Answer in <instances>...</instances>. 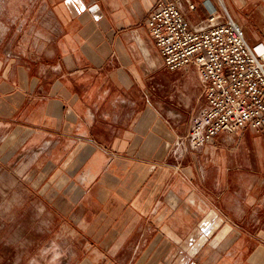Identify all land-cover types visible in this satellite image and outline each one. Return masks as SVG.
I'll use <instances>...</instances> for the list:
<instances>
[{"label":"crops","instance_id":"obj_1","mask_svg":"<svg viewBox=\"0 0 264 264\" xmlns=\"http://www.w3.org/2000/svg\"><path fill=\"white\" fill-rule=\"evenodd\" d=\"M159 1L0 0V153L22 159L70 261L264 264V131L174 156L191 120L160 99V70L203 97L193 68L163 65L148 26ZM165 1L194 30L208 18L205 0ZM224 3L264 46V0Z\"/></svg>","mask_w":264,"mask_h":264},{"label":"built area","instance_id":"obj_2","mask_svg":"<svg viewBox=\"0 0 264 264\" xmlns=\"http://www.w3.org/2000/svg\"><path fill=\"white\" fill-rule=\"evenodd\" d=\"M215 2H203L208 18L196 30L176 3L165 0L148 21L164 67L193 68L206 101L175 144L180 158L187 145L198 150L222 132L238 134L248 126L264 131V46L249 45L224 0Z\"/></svg>","mask_w":264,"mask_h":264},{"label":"rangeland","instance_id":"obj_3","mask_svg":"<svg viewBox=\"0 0 264 264\" xmlns=\"http://www.w3.org/2000/svg\"><path fill=\"white\" fill-rule=\"evenodd\" d=\"M175 74L178 72L173 75L160 70L159 97L165 100L173 95L174 110L183 112L189 121L204 110L206 101L193 100L192 92L178 89L181 81ZM183 94L191 96L190 105L179 100ZM173 154L180 158L178 153ZM6 157V153H0V264H80L82 261H70L71 254L77 252L70 249V235L54 233L56 219L43 195L22 179V159L7 162ZM83 252L79 251L75 259L81 260Z\"/></svg>","mask_w":264,"mask_h":264}]
</instances>
